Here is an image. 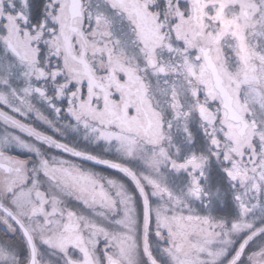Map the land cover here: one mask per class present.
<instances>
[{
	"label": "snow or ice",
	"instance_id": "1",
	"mask_svg": "<svg viewBox=\"0 0 264 264\" xmlns=\"http://www.w3.org/2000/svg\"><path fill=\"white\" fill-rule=\"evenodd\" d=\"M0 264H264V0H0Z\"/></svg>",
	"mask_w": 264,
	"mask_h": 264
}]
</instances>
